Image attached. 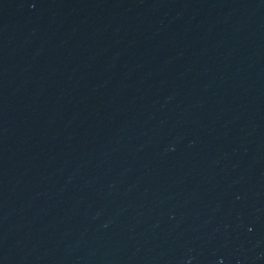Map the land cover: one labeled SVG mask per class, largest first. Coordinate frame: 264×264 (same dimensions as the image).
I'll list each match as a JSON object with an SVG mask.
<instances>
[{"label":"water","instance_id":"1","mask_svg":"<svg viewBox=\"0 0 264 264\" xmlns=\"http://www.w3.org/2000/svg\"><path fill=\"white\" fill-rule=\"evenodd\" d=\"M0 264H264V0H0Z\"/></svg>","mask_w":264,"mask_h":264}]
</instances>
